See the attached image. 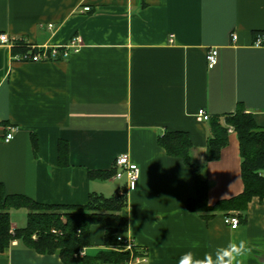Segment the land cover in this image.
<instances>
[{"label":"crops","instance_id":"1","mask_svg":"<svg viewBox=\"0 0 264 264\" xmlns=\"http://www.w3.org/2000/svg\"><path fill=\"white\" fill-rule=\"evenodd\" d=\"M0 33L35 48L75 36L81 42L69 58L41 63L13 59L25 47H0V183L7 194L86 206L91 193L110 198L125 186L113 167L129 154L141 174L121 211L127 227L120 238L131 239L146 259L127 264H177L185 252L203 258L241 239L252 249L245 264H264V200H251L237 229L224 223L222 211L205 218L187 207L197 177L208 185L210 207L243 192L236 132L209 162L211 124L196 114L204 109L224 121L244 110L264 128V47L254 45L264 34V0H0ZM211 48L219 50L212 70ZM8 128L15 134L6 143ZM167 132L188 135L189 165L161 147ZM61 143L68 146L66 166ZM21 210L10 212L12 229L26 226L15 220ZM117 227L110 220L93 226L82 252L110 251L105 231ZM194 241L199 247H191ZM0 264L62 262L14 241Z\"/></svg>","mask_w":264,"mask_h":264},{"label":"trees","instance_id":"2","mask_svg":"<svg viewBox=\"0 0 264 264\" xmlns=\"http://www.w3.org/2000/svg\"><path fill=\"white\" fill-rule=\"evenodd\" d=\"M211 135L207 144V161L218 160L223 148L229 141L228 127L236 132L240 146L241 174L243 192L230 200H224L210 207L207 202V183L196 179V197L187 203L193 214L207 215L222 211L224 216L230 212L246 214L248 204L255 197L264 200V128L259 127L253 116L244 110L222 118L210 120ZM169 155L183 158L189 165L192 148L187 134L167 132L159 141ZM68 146L60 145V165L66 166ZM115 174V170H114ZM90 178L106 179L107 173L90 172ZM126 197L116 193L106 198L91 193L86 206L44 205L19 195L7 194L0 183V253L5 252L14 241L40 254L58 255L62 264H127L134 252L123 251L124 242L119 238L126 232L127 220L121 215L126 205ZM25 209L27 223L23 228L12 229L11 210ZM115 221L118 227L105 231V246L110 251L100 252L97 256H82L80 251L91 244V228L103 225L105 221Z\"/></svg>","mask_w":264,"mask_h":264},{"label":"built area","instance_id":"3","mask_svg":"<svg viewBox=\"0 0 264 264\" xmlns=\"http://www.w3.org/2000/svg\"><path fill=\"white\" fill-rule=\"evenodd\" d=\"M91 9L89 7L84 8V12H89ZM53 26H49L52 28ZM233 40L237 39L235 34L232 35ZM257 47H264V34H258L254 43ZM0 47L12 49L14 47H25L28 50L21 54H16L13 56V59L18 61H27L33 63L41 62H57L62 61L70 57L71 54L79 52L81 48V42L79 37H73L68 43L61 46L54 47H31L26 45L23 39H17L10 37L7 33H0ZM219 63V50L217 48L209 49L207 53V64L210 70L214 69ZM196 119L199 122H209L211 120L208 113L201 109L196 114ZM228 132H234L232 127H228ZM15 129L8 128L7 133L5 134L4 141L6 143L11 142L14 139ZM114 178L117 180L125 179V186L118 192L120 196L127 197L130 193L134 192L137 189L139 180H140V168L138 165L132 162L129 154H121L114 161ZM236 222L237 229L240 226L241 220L239 216L233 212L228 213L224 216V223L232 228L233 222ZM233 229V228H232ZM120 241L124 242L123 251L134 252V243L131 239H122ZM80 254L84 256V252L80 251ZM145 254H140L133 256L131 261L135 263H141L145 261Z\"/></svg>","mask_w":264,"mask_h":264},{"label":"clouds","instance_id":"4","mask_svg":"<svg viewBox=\"0 0 264 264\" xmlns=\"http://www.w3.org/2000/svg\"><path fill=\"white\" fill-rule=\"evenodd\" d=\"M237 227L236 222L232 224V228ZM192 248L199 247L198 242H192ZM252 249L248 246V242L244 239L236 242L229 241L227 246L217 247L213 253H205L203 258H198L192 251L182 254L177 264H245L251 254Z\"/></svg>","mask_w":264,"mask_h":264},{"label":"rangeland","instance_id":"5","mask_svg":"<svg viewBox=\"0 0 264 264\" xmlns=\"http://www.w3.org/2000/svg\"><path fill=\"white\" fill-rule=\"evenodd\" d=\"M15 220L20 226H25L27 223V212L26 210L15 211Z\"/></svg>","mask_w":264,"mask_h":264}]
</instances>
